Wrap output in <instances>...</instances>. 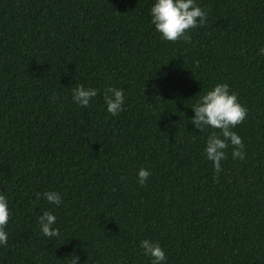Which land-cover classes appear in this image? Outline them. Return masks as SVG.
Masks as SVG:
<instances>
[{"label": "trees", "instance_id": "trees-1", "mask_svg": "<svg viewBox=\"0 0 264 264\" xmlns=\"http://www.w3.org/2000/svg\"><path fill=\"white\" fill-rule=\"evenodd\" d=\"M152 2L0 0V264H149L145 238L164 264H264V0H196L206 22L187 42L160 38ZM215 83L247 109L233 129L244 158L229 145L218 172L202 153L211 129L189 121ZM77 85L98 89L88 107ZM107 87L124 92L115 116ZM46 190L61 204L36 198ZM44 210L58 237L40 233Z\"/></svg>", "mask_w": 264, "mask_h": 264}, {"label": "clouds", "instance_id": "clouds-1", "mask_svg": "<svg viewBox=\"0 0 264 264\" xmlns=\"http://www.w3.org/2000/svg\"><path fill=\"white\" fill-rule=\"evenodd\" d=\"M150 24L165 41L183 39L188 41V31L206 22L207 14L196 3V0H153L149 8ZM259 57H264V44H261L256 52ZM71 99L82 107H88L92 98L96 97L98 89L77 85L71 90ZM124 92L122 89L107 87L103 92V100L106 111L115 116L122 110L124 104ZM193 115L190 123L198 132L211 129L204 140L202 150L206 160L211 161L213 171L218 172L221 161L226 158V149L231 145L232 159H243L244 145L241 138L233 129L245 118L247 109L237 100V94L229 90L225 83H215L210 89L198 96L191 106ZM219 131H216V130ZM150 171L141 167L137 170L138 184H144ZM41 196L52 205L61 204V194L56 190L37 192L36 198ZM10 211L7 198L0 193V245L6 243L8 233L5 225L9 221ZM40 233L49 238L58 237L60 230L54 226L56 216L49 210H44L36 217ZM139 246L143 254L149 258V264H164L166 260L164 250L154 240L142 239ZM69 257H71L69 259ZM77 255L69 252L63 258L64 264H77Z\"/></svg>", "mask_w": 264, "mask_h": 264}]
</instances>
